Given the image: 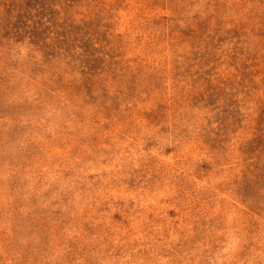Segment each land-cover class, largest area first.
<instances>
[{
	"label": "rangeland",
	"instance_id": "obj_1",
	"mask_svg": "<svg viewBox=\"0 0 264 264\" xmlns=\"http://www.w3.org/2000/svg\"><path fill=\"white\" fill-rule=\"evenodd\" d=\"M0 264H264V0H0Z\"/></svg>",
	"mask_w": 264,
	"mask_h": 264
}]
</instances>
